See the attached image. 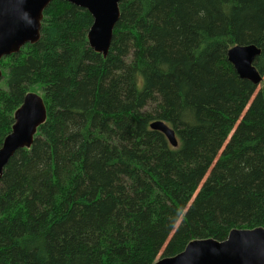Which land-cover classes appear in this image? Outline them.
Segmentation results:
<instances>
[{"label":"trees","instance_id":"trees-1","mask_svg":"<svg viewBox=\"0 0 264 264\" xmlns=\"http://www.w3.org/2000/svg\"><path fill=\"white\" fill-rule=\"evenodd\" d=\"M118 8L106 56L91 15L52 0L37 42L0 59V148L27 93L46 112L0 176V264H154L264 228V0ZM235 45L260 50L259 85Z\"/></svg>","mask_w":264,"mask_h":264},{"label":"water","instance_id":"water-1","mask_svg":"<svg viewBox=\"0 0 264 264\" xmlns=\"http://www.w3.org/2000/svg\"><path fill=\"white\" fill-rule=\"evenodd\" d=\"M52 0H0V59L16 53L25 44L39 39L43 10ZM85 9L92 17L87 33L89 47L107 55L112 31L119 19L121 0H61ZM260 50L254 45H235L227 51V60L241 79L254 85L263 80L253 63ZM1 78V73H0ZM46 112L41 98L27 93L14 112V124L0 148V176L8 160L19 149L29 148ZM151 130L163 133L175 148L177 141L172 129L163 122L150 124ZM154 264H264V228L233 229L224 241L193 240L173 256L158 258Z\"/></svg>","mask_w":264,"mask_h":264},{"label":"bare ground","instance_id":"bare-ground-1","mask_svg":"<svg viewBox=\"0 0 264 264\" xmlns=\"http://www.w3.org/2000/svg\"><path fill=\"white\" fill-rule=\"evenodd\" d=\"M169 128V127H168ZM161 133V132H160ZM163 134V133H162ZM164 135V134H163Z\"/></svg>","mask_w":264,"mask_h":264}]
</instances>
